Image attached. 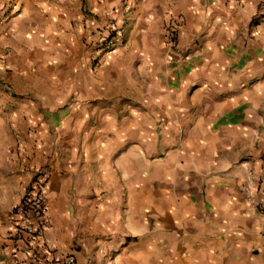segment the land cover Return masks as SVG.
Returning a JSON list of instances; mask_svg holds the SVG:
<instances>
[{"label": "crops", "instance_id": "crops-1", "mask_svg": "<svg viewBox=\"0 0 264 264\" xmlns=\"http://www.w3.org/2000/svg\"><path fill=\"white\" fill-rule=\"evenodd\" d=\"M111 21L124 38L100 53ZM14 134L0 258L38 167L45 234L77 264H264L247 201L264 187V0H0V144Z\"/></svg>", "mask_w": 264, "mask_h": 264}, {"label": "built area", "instance_id": "built-area-1", "mask_svg": "<svg viewBox=\"0 0 264 264\" xmlns=\"http://www.w3.org/2000/svg\"><path fill=\"white\" fill-rule=\"evenodd\" d=\"M129 10V9H128ZM179 25L172 20L166 26V41L170 51L178 49ZM124 38L123 30L116 22H109L97 32L96 51L109 54L114 51ZM31 179L25 194L8 216V251L12 264H77L73 254L61 255L52 246V241L45 234L48 227V195L51 173L44 168H30ZM248 203L264 215V187L248 189Z\"/></svg>", "mask_w": 264, "mask_h": 264}, {"label": "rangeland", "instance_id": "rangeland-1", "mask_svg": "<svg viewBox=\"0 0 264 264\" xmlns=\"http://www.w3.org/2000/svg\"><path fill=\"white\" fill-rule=\"evenodd\" d=\"M15 136V144L14 145H5L0 144V196L3 194L2 189L4 188V194L8 191V195L13 186V173L9 171V164L13 163V156L15 154H19L21 152V145L19 144L16 135ZM4 197V196H3ZM0 204L3 202L0 200ZM11 263L10 258L5 255H2L0 258V264Z\"/></svg>", "mask_w": 264, "mask_h": 264}]
</instances>
